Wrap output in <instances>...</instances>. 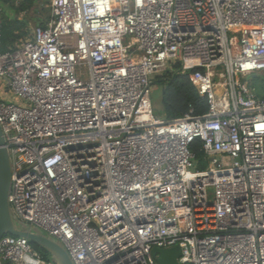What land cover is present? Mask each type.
Wrapping results in <instances>:
<instances>
[{"label": "built area", "instance_id": "2783aa9c", "mask_svg": "<svg viewBox=\"0 0 264 264\" xmlns=\"http://www.w3.org/2000/svg\"><path fill=\"white\" fill-rule=\"evenodd\" d=\"M42 1L49 20L15 48L0 23L16 227L74 264H158L176 246L180 264H264V98L246 79L264 74V0ZM176 65L205 115L155 117L154 76ZM0 264L58 263L5 235Z\"/></svg>", "mask_w": 264, "mask_h": 264}, {"label": "trees", "instance_id": "16d2710c", "mask_svg": "<svg viewBox=\"0 0 264 264\" xmlns=\"http://www.w3.org/2000/svg\"><path fill=\"white\" fill-rule=\"evenodd\" d=\"M19 2L16 6L15 4ZM9 5L14 8L16 15L24 14L28 11L34 13L48 12V18L41 20L40 18H34V23L37 26H45L50 18V10L48 5L44 4L41 0H0V6ZM1 23V39L3 42V50L15 48V46L27 36H29L28 22L26 20H18L16 17L13 20L0 19ZM175 72L170 76H164L158 78L160 81L167 84L166 90L163 94V105L167 113V120L182 118L188 114L190 107L195 110V116H203L208 112L207 102L200 97L195 87L192 85L188 74H182L180 66H175ZM202 147L201 142L196 140L191 145V151L196 154L197 158H203L204 154L200 151ZM33 248L38 252L46 261L52 262L54 259L51 254L44 248L33 244ZM56 262V261H55Z\"/></svg>", "mask_w": 264, "mask_h": 264}, {"label": "water", "instance_id": "95a60500", "mask_svg": "<svg viewBox=\"0 0 264 264\" xmlns=\"http://www.w3.org/2000/svg\"><path fill=\"white\" fill-rule=\"evenodd\" d=\"M11 186V161L0 128V240L5 235L26 238L48 251L58 264H74L65 248L40 229L22 231L16 227L9 204ZM152 255L158 264H180L179 259L182 256L179 246L171 249H154Z\"/></svg>", "mask_w": 264, "mask_h": 264}, {"label": "rangeland", "instance_id": "374dc122", "mask_svg": "<svg viewBox=\"0 0 264 264\" xmlns=\"http://www.w3.org/2000/svg\"><path fill=\"white\" fill-rule=\"evenodd\" d=\"M18 4L19 2H17L15 5L17 6ZM2 9H3V12L0 15V19L5 18L6 20L9 21V20H13L16 17H18V20H26L29 24L28 25L29 31L34 29L37 26L36 23H34L33 21L34 18L36 19L38 17L41 20H45L48 18V15H49L48 12H45L47 9H45L43 12H40L39 10L37 15H36V12L34 13L33 11H28L24 14L16 15L15 9L5 4L2 5ZM129 39L130 38H127V42H129ZM140 54L141 53H137L136 55H140ZM174 72L175 71L172 70L171 67H168L167 71L164 74H156L154 76L151 101H152L153 108H154V115L157 119L167 120V113L163 105V94H164V91L166 90L167 84L160 81L158 78L164 77V76H170ZM246 79H247L248 86L254 90L257 96L259 98H264V74H257L256 77L248 76L246 77ZM0 90L2 91L1 97L4 99V101L14 102L13 100L14 97L9 92H7L8 86L5 84L3 80H0ZM1 91H0V94H1ZM197 160L200 163V165L198 166V170L200 171L208 170L212 166L210 161L205 159V156H203V158H200V159L197 158ZM208 196H209V200L213 202L215 199V188L214 187H210L208 189ZM18 227L21 229H25V227H23L22 225H18ZM45 235L48 236L46 233ZM51 261L52 263H57L55 262L56 261L55 259H52Z\"/></svg>", "mask_w": 264, "mask_h": 264}, {"label": "bare ground", "instance_id": "6f19581e", "mask_svg": "<svg viewBox=\"0 0 264 264\" xmlns=\"http://www.w3.org/2000/svg\"><path fill=\"white\" fill-rule=\"evenodd\" d=\"M130 63H132V62H130Z\"/></svg>", "mask_w": 264, "mask_h": 264}]
</instances>
